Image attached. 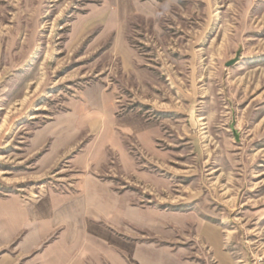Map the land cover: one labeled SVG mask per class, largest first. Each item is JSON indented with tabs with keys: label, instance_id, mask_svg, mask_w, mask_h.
I'll use <instances>...</instances> for the list:
<instances>
[{
	"label": "rangeland",
	"instance_id": "374dc122",
	"mask_svg": "<svg viewBox=\"0 0 264 264\" xmlns=\"http://www.w3.org/2000/svg\"><path fill=\"white\" fill-rule=\"evenodd\" d=\"M105 1L0 0V209L91 175L150 213L131 234L157 264H264V0H130L156 19L116 28ZM101 92L158 126L157 155L122 135L128 170L75 125Z\"/></svg>",
	"mask_w": 264,
	"mask_h": 264
},
{
	"label": "crops",
	"instance_id": "0c3cea01",
	"mask_svg": "<svg viewBox=\"0 0 264 264\" xmlns=\"http://www.w3.org/2000/svg\"><path fill=\"white\" fill-rule=\"evenodd\" d=\"M105 3L113 7L105 21L108 28L126 23L127 14L133 12L156 19L149 4L133 6L130 0ZM121 49L119 54H131L126 45ZM86 101L70 119L78 128L96 130L97 141L117 151L119 165L131 170L136 164L122 135L133 136L145 152L157 155V125L137 113L116 115L103 92L95 102L90 98ZM75 186V193L48 192L36 205L13 202V206L0 209V249L12 245L0 264H157L155 247L139 243L131 234L138 228H149L151 223L142 219V209L129 203L128 193L120 194L110 182L91 175L78 178ZM201 232L212 248H219L216 228L202 226ZM119 233H128L131 239ZM164 252L166 256L168 251Z\"/></svg>",
	"mask_w": 264,
	"mask_h": 264
},
{
	"label": "water",
	"instance_id": "95a60500",
	"mask_svg": "<svg viewBox=\"0 0 264 264\" xmlns=\"http://www.w3.org/2000/svg\"><path fill=\"white\" fill-rule=\"evenodd\" d=\"M234 62V60L229 61L226 65L229 66Z\"/></svg>",
	"mask_w": 264,
	"mask_h": 264
}]
</instances>
